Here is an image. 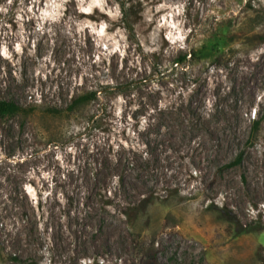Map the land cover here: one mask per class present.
<instances>
[{"label": "rangeland", "instance_id": "1", "mask_svg": "<svg viewBox=\"0 0 264 264\" xmlns=\"http://www.w3.org/2000/svg\"><path fill=\"white\" fill-rule=\"evenodd\" d=\"M88 91L0 120V264H264V0H0V98Z\"/></svg>", "mask_w": 264, "mask_h": 264}, {"label": "trees", "instance_id": "2", "mask_svg": "<svg viewBox=\"0 0 264 264\" xmlns=\"http://www.w3.org/2000/svg\"><path fill=\"white\" fill-rule=\"evenodd\" d=\"M200 53H201L200 51H197V52H193V53L191 52L189 54L181 55L178 58H176L174 64L178 66L182 62H184L189 55L191 57H193V55L194 57H199ZM95 94H96L95 92L88 91L72 96L70 100V104L66 106L64 111L60 110L58 106L47 105V103L44 101L43 96H40L39 98H37V96H31L30 104H26L25 106L13 99L9 100V99L0 98V120H3L5 118H15V117L26 118L29 115H35L40 112H44L43 114H47L51 117L60 115L62 112L72 113L77 108L81 106L83 107L88 101H90L92 96H94ZM254 124H255L254 126L257 127L258 122H254Z\"/></svg>", "mask_w": 264, "mask_h": 264}, {"label": "bare ground", "instance_id": "3", "mask_svg": "<svg viewBox=\"0 0 264 264\" xmlns=\"http://www.w3.org/2000/svg\"><path fill=\"white\" fill-rule=\"evenodd\" d=\"M211 155V154H210ZM174 180V179H173Z\"/></svg>", "mask_w": 264, "mask_h": 264}]
</instances>
